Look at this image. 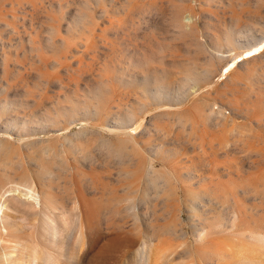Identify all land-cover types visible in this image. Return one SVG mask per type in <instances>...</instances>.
<instances>
[{"label": "rangeland", "instance_id": "obj_1", "mask_svg": "<svg viewBox=\"0 0 264 264\" xmlns=\"http://www.w3.org/2000/svg\"><path fill=\"white\" fill-rule=\"evenodd\" d=\"M3 196L0 264H264V0H0Z\"/></svg>", "mask_w": 264, "mask_h": 264}, {"label": "bare ground", "instance_id": "obj_2", "mask_svg": "<svg viewBox=\"0 0 264 264\" xmlns=\"http://www.w3.org/2000/svg\"><path fill=\"white\" fill-rule=\"evenodd\" d=\"M189 21L190 20L188 19L187 22H189ZM24 194H26V196L25 195H24V197L22 196L23 198L29 197L32 200H34V199L38 200V197H37L38 195L32 189H29V190L27 189V192H25ZM7 195L11 196V198L23 199L20 196L22 194H17L13 190L10 192L8 191L5 194V196L7 197ZM5 196L0 198V216H6V210L9 208L7 203L1 202ZM77 217H79L78 220L81 223L82 215L80 214ZM81 228H83V227H81ZM211 231H212V229H208L206 231L203 228L197 229L195 231L196 237L192 241L191 246L194 249L193 253H194V256H196V259L192 260L191 264H200V263H202V264H212V263H216V264H242V263H244V264H247V263H250L249 258L247 257L248 255L244 254L245 248L242 246V243L240 242L241 240L237 243H234L231 240H223L221 238L216 239V238H212L211 236H210L211 238H209V233ZM51 233L55 234V236L57 234L54 229H52ZM252 238H255V236L254 237L252 236ZM156 245L157 244L150 243V244H147L143 248L142 258H141L142 263L141 264H152V262H154V261H152V257H153V252L155 250ZM160 248H161V246L157 249L160 250ZM160 251H163V250H160ZM164 251H166V250L164 249ZM5 254H6V258L4 259V262L6 264H53V263H51L50 257H46V256L40 257L37 255L34 256L35 252L34 253L32 252V254L31 253L24 254V260H22L19 263H17L15 260H13L10 254H8V253H5ZM260 256L261 255H259V258H260ZM253 262H254V260H253Z\"/></svg>", "mask_w": 264, "mask_h": 264}]
</instances>
